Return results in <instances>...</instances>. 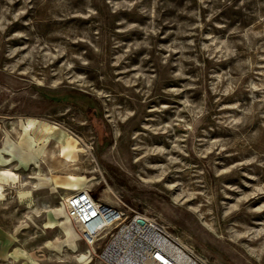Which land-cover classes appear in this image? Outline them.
<instances>
[{
  "label": "rangeland",
  "instance_id": "obj_1",
  "mask_svg": "<svg viewBox=\"0 0 264 264\" xmlns=\"http://www.w3.org/2000/svg\"><path fill=\"white\" fill-rule=\"evenodd\" d=\"M27 120L89 153L49 172L60 135L46 146ZM2 169L19 183L3 187L0 251L20 264L85 255L53 186L67 174L205 264H264V0H0ZM50 210L59 225L42 230Z\"/></svg>",
  "mask_w": 264,
  "mask_h": 264
},
{
  "label": "built area",
  "instance_id": "obj_2",
  "mask_svg": "<svg viewBox=\"0 0 264 264\" xmlns=\"http://www.w3.org/2000/svg\"><path fill=\"white\" fill-rule=\"evenodd\" d=\"M63 208L86 246L88 263L95 258L98 264H205L153 218L124 213L86 190L67 195ZM99 242L100 252L94 255L93 246Z\"/></svg>",
  "mask_w": 264,
  "mask_h": 264
},
{
  "label": "bare ground",
  "instance_id": "obj_3",
  "mask_svg": "<svg viewBox=\"0 0 264 264\" xmlns=\"http://www.w3.org/2000/svg\"><path fill=\"white\" fill-rule=\"evenodd\" d=\"M25 132H29L33 129L39 130L43 134V143L45 145H50L53 140L54 134H59L60 137L58 139V153L54 154L51 153L52 157L55 158L57 164L53 166V168L49 169V172L55 173L58 172L59 169H62L66 165H69L71 163H75L77 161V158L79 156H82L83 154H88L89 149L87 147L82 146L80 139H78L73 133L68 132L61 126H59L56 123H40L37 120H27L24 125ZM28 146L29 148L34 146V140L29 138L28 139ZM15 149V144L13 142H8L6 144V150L9 153H12ZM44 155V154H43ZM50 155V154H49ZM8 162V161H7ZM53 186L55 190L61 189L72 192H78L85 190L86 185L90 182V179H87L84 176H75L71 174L65 175L63 178H54L53 180ZM19 183V177L17 174L12 172L9 169H2L0 170V201L4 199V189L3 187L6 185H17ZM18 198H30L31 194L30 192L22 191L19 192L17 195ZM64 200V198H62ZM59 225L55 215L54 211H47L45 214V218L41 224L42 230H53ZM181 246L185 249H187L189 252H191L186 246H184L182 243H180ZM67 251L71 253H76L77 250L70 246L67 248ZM86 255V254H85ZM81 255L79 258V261L77 264H83V260H86V256ZM196 258H198L196 256ZM200 259V258H198Z\"/></svg>",
  "mask_w": 264,
  "mask_h": 264
},
{
  "label": "crops",
  "instance_id": "obj_4",
  "mask_svg": "<svg viewBox=\"0 0 264 264\" xmlns=\"http://www.w3.org/2000/svg\"><path fill=\"white\" fill-rule=\"evenodd\" d=\"M11 244L10 241L4 243L6 250L0 251V264H20L25 258L26 253L19 248H11Z\"/></svg>",
  "mask_w": 264,
  "mask_h": 264
}]
</instances>
